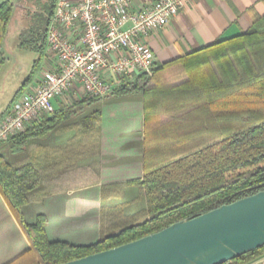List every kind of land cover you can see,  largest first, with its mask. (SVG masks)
I'll use <instances>...</instances> for the list:
<instances>
[{
    "label": "trees",
    "instance_id": "16d2710c",
    "mask_svg": "<svg viewBox=\"0 0 264 264\" xmlns=\"http://www.w3.org/2000/svg\"><path fill=\"white\" fill-rule=\"evenodd\" d=\"M18 1L27 3L23 7L26 16L21 34L29 37H23L19 46L43 54L56 0ZM14 12L11 0L0 3V65L4 61L3 41ZM206 53L218 57V75L210 76L206 82L201 80L203 87L211 91L204 108L210 111L206 117L211 122L216 120L217 126L189 125L183 134L186 141L197 134L210 135L211 140L168 149L165 158L159 161H151L147 154L143 178L126 182L140 190L144 207L127 213V203L123 204L116 217L122 216L124 222L93 244L50 241L46 217L38 214L33 223H28L22 207L65 189L63 182L72 171L87 169L96 177L99 132L95 124L103 98L83 96L62 104L52 114L43 115L38 123L27 125L23 132L0 143V193L30 242L29 250L8 264H60L74 260L264 190V30L252 29L217 40L191 56ZM149 81L147 74H136L134 79L116 86L111 95L145 94ZM224 90L231 95H219ZM56 132H62L66 139L52 153L48 150L47 160L42 163L40 156L34 154L33 145ZM262 255L264 246L222 264H249Z\"/></svg>",
    "mask_w": 264,
    "mask_h": 264
},
{
    "label": "crops",
    "instance_id": "0c3cea01",
    "mask_svg": "<svg viewBox=\"0 0 264 264\" xmlns=\"http://www.w3.org/2000/svg\"><path fill=\"white\" fill-rule=\"evenodd\" d=\"M151 1L131 0V6L133 10H138ZM252 29L264 30V0L186 2L177 16L148 38L154 55L153 76L148 91L121 96L111 95V91L102 97L100 116L95 124L99 132L96 177L87 169L70 172L63 182L65 189L22 207L25 221L33 223L36 215L42 214L46 217V234L50 241L88 245L99 241L104 234L112 232L115 225L124 222L122 216L116 217L120 215L116 211L127 202H109L136 188L134 199L142 200L145 205L140 190L126 185V182L142 179L145 175V156L148 154L151 161H159L165 157L159 150L163 143L169 144L173 140L177 144L180 138L185 139V135L182 133L180 136L177 131L180 128L174 127L179 121L182 129L186 125L201 127L206 122V127L217 126L216 120L211 122L206 117L210 111L204 108L211 91L203 87L201 80L206 82L210 76L218 75V57L212 53L192 57L191 53L217 40H226ZM37 60L34 65L38 63L40 73L46 61ZM36 76H29L24 81L21 92L35 82ZM219 95L228 97L231 93L224 90ZM187 101L197 103L183 108L189 120L172 114L181 112L175 103L179 105ZM10 104L0 114V119ZM62 104L67 103L60 98L53 99L55 110ZM213 109L217 111L218 107ZM229 109H232L231 105ZM224 110L227 111V106ZM173 120L175 124H172ZM63 135L56 132L33 145V152L40 156L42 163L47 160L45 154L48 150L52 153L54 147L64 142L66 138ZM208 137L210 135L197 134L188 141L189 144H198L203 142L202 138ZM52 158L53 155L50 156V164ZM106 203L109 205L106 206ZM127 206L124 207L129 211ZM29 248L27 236L0 193V264H8ZM249 264H264V255Z\"/></svg>",
    "mask_w": 264,
    "mask_h": 264
},
{
    "label": "built area",
    "instance_id": "2783aa9c",
    "mask_svg": "<svg viewBox=\"0 0 264 264\" xmlns=\"http://www.w3.org/2000/svg\"><path fill=\"white\" fill-rule=\"evenodd\" d=\"M194 0H152L133 10L131 0H56L46 29V64L0 119V143L65 103L103 97L136 74H152L148 38Z\"/></svg>",
    "mask_w": 264,
    "mask_h": 264
},
{
    "label": "water",
    "instance_id": "95a60500",
    "mask_svg": "<svg viewBox=\"0 0 264 264\" xmlns=\"http://www.w3.org/2000/svg\"><path fill=\"white\" fill-rule=\"evenodd\" d=\"M264 246V190L60 264H222Z\"/></svg>",
    "mask_w": 264,
    "mask_h": 264
},
{
    "label": "rangeland",
    "instance_id": "374dc122",
    "mask_svg": "<svg viewBox=\"0 0 264 264\" xmlns=\"http://www.w3.org/2000/svg\"><path fill=\"white\" fill-rule=\"evenodd\" d=\"M3 1L4 0H0V3ZM11 1L15 4V12L13 14L12 19L9 22L8 31L2 45V53H3L4 61L0 66V114L5 111V109L10 103H12L13 101L12 99L21 93L20 88L22 87L24 81L28 79L29 76H31L32 78L35 77V75L37 76L39 75L40 70H38L37 68L38 63L37 65H34L35 61L40 58L41 60L43 59V61H45L44 55L39 51H35L31 48H23L19 46V42L23 37L25 39L29 38L28 35L26 37V35L21 34L22 33L21 29L23 28L24 25L23 24L24 18L26 16V10H24L23 7L24 6L26 7L27 3L19 2L18 0H11ZM29 7H31V5ZM31 9H35L33 5ZM152 76H153V70H152V74L148 75V77H150V80ZM36 78L34 79V81L36 80ZM193 104H197V103L195 101L194 102L187 101L186 103H180L179 105L175 103V107L179 106L181 112H179L178 115H176L177 114L176 112L172 114L178 116L179 118L185 116V118L189 120V118L186 117L185 115L186 112L183 111L185 110L183 108H187L188 106ZM174 120L172 124H175ZM204 121L205 120H203L202 122ZM176 124L174 125V127H176V129L180 128L179 130H177L180 136L182 133L188 130V125H186L184 129H182L183 126H181V121H179ZM207 124H208L207 122L202 123L203 126ZM202 139L204 143L211 140V137L202 138ZM178 141L179 143H177L176 145H175L176 142H174L173 140H170L169 144L163 143L162 148H159V150H161L162 154L166 155L168 149L177 148V146L179 148V146L189 143V141H184L181 138ZM182 141H184L185 143H182ZM147 148H149V145H147ZM136 196H137V189L132 188L129 189L122 198L112 200L109 203L111 204L112 202L113 203L127 202V205H129L130 207V210L128 212L138 211L144 207V202L139 199L135 200L134 198ZM109 203H106L105 205L107 206L109 205Z\"/></svg>",
    "mask_w": 264,
    "mask_h": 264
},
{
    "label": "flooded vegetation",
    "instance_id": "af4514ba",
    "mask_svg": "<svg viewBox=\"0 0 264 264\" xmlns=\"http://www.w3.org/2000/svg\"><path fill=\"white\" fill-rule=\"evenodd\" d=\"M33 5H34V4H33ZM31 7H32V5H31ZM31 7H30V8H31ZM23 26H24V25H23Z\"/></svg>",
    "mask_w": 264,
    "mask_h": 264
}]
</instances>
